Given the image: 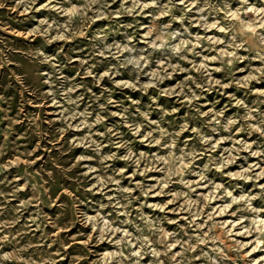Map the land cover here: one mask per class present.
Returning <instances> with one entry per match:
<instances>
[{
    "label": "rangeland",
    "instance_id": "obj_1",
    "mask_svg": "<svg viewBox=\"0 0 264 264\" xmlns=\"http://www.w3.org/2000/svg\"><path fill=\"white\" fill-rule=\"evenodd\" d=\"M261 21L264 0H0L3 264H264Z\"/></svg>",
    "mask_w": 264,
    "mask_h": 264
},
{
    "label": "clouds",
    "instance_id": "obj_2",
    "mask_svg": "<svg viewBox=\"0 0 264 264\" xmlns=\"http://www.w3.org/2000/svg\"><path fill=\"white\" fill-rule=\"evenodd\" d=\"M105 8L107 7L106 4L103 5ZM255 23V22H254ZM261 24H264V21H261ZM261 45H264V40H261ZM262 50H264V48H262ZM7 237L6 236H2L0 237V240H6ZM0 247H2V245H0ZM165 249H167V245H165ZM24 249L21 248V249H18L17 250V254L16 255H12V254H0V264H3V262L5 260H9V259H19V260H23V257H20L18 255V253L20 251H23ZM166 260L168 261V264H179V262H176L175 261V256H171V257H168L166 256ZM25 264H34L33 261H31V259H29L28 261L25 262ZM125 264H127V262H125ZM153 264H161V261L157 260V261H154Z\"/></svg>",
    "mask_w": 264,
    "mask_h": 264
}]
</instances>
